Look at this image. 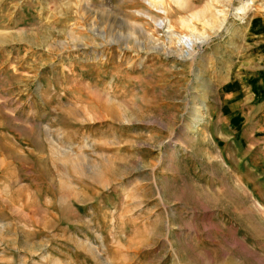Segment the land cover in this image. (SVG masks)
Segmentation results:
<instances>
[{
	"label": "rangeland",
	"instance_id": "rangeland-1",
	"mask_svg": "<svg viewBox=\"0 0 264 264\" xmlns=\"http://www.w3.org/2000/svg\"><path fill=\"white\" fill-rule=\"evenodd\" d=\"M0 264H264V0H0Z\"/></svg>",
	"mask_w": 264,
	"mask_h": 264
},
{
	"label": "bare ground",
	"instance_id": "bare-ground-1",
	"mask_svg": "<svg viewBox=\"0 0 264 264\" xmlns=\"http://www.w3.org/2000/svg\"><path fill=\"white\" fill-rule=\"evenodd\" d=\"M181 1H182V0H181ZM183 3H184V2H183ZM198 15H200V14H198ZM145 16H149V19H150L151 21L155 22L156 24L159 22V19H156L155 16L148 15V14H146ZM160 20H161V19H160ZM170 22H172V21H170ZM155 23H154V24H155ZM156 24H155V25H156ZM157 25H158V24H157ZM157 25H156V26H157ZM171 26H172V25H171ZM182 26H183V27H184V26H185V27H188L189 25H188V23H186V22H182ZM158 27H159V26H158ZM173 27H174V26H173ZM156 29H157V28H156ZM175 29H176V28H175ZM157 30H159V29H157ZM140 32H142V31H140ZM123 35H124V34H123ZM123 35L121 34V39H124V40H125L126 38L123 37ZM174 35L176 36V30H175L174 33H171V37H172L173 40H178L177 37H174ZM128 39H129V38H128ZM174 42H175V41H174Z\"/></svg>",
	"mask_w": 264,
	"mask_h": 264
}]
</instances>
